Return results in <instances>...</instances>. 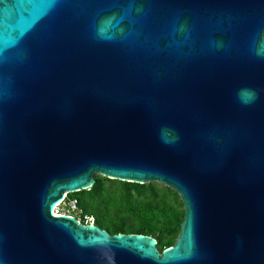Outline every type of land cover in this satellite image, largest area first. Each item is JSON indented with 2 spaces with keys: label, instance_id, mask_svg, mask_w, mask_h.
Here are the masks:
<instances>
[{
  "label": "water",
  "instance_id": "95a60500",
  "mask_svg": "<svg viewBox=\"0 0 264 264\" xmlns=\"http://www.w3.org/2000/svg\"><path fill=\"white\" fill-rule=\"evenodd\" d=\"M96 176L176 244L54 215ZM0 264H264V0H0Z\"/></svg>",
  "mask_w": 264,
  "mask_h": 264
},
{
  "label": "trees",
  "instance_id": "16d2710c",
  "mask_svg": "<svg viewBox=\"0 0 264 264\" xmlns=\"http://www.w3.org/2000/svg\"><path fill=\"white\" fill-rule=\"evenodd\" d=\"M96 225L113 235L153 237L160 252L173 247L181 233L185 208L177 192L158 183L137 184L96 176L88 190L69 194Z\"/></svg>",
  "mask_w": 264,
  "mask_h": 264
},
{
  "label": "built area",
  "instance_id": "2783aa9c",
  "mask_svg": "<svg viewBox=\"0 0 264 264\" xmlns=\"http://www.w3.org/2000/svg\"><path fill=\"white\" fill-rule=\"evenodd\" d=\"M53 212L55 216L74 217L81 224L86 226L96 225V218L93 215L85 213L80 207L78 199L72 198L69 195H66L63 200L54 207Z\"/></svg>",
  "mask_w": 264,
  "mask_h": 264
}]
</instances>
